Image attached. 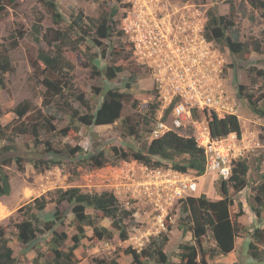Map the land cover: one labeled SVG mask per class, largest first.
Wrapping results in <instances>:
<instances>
[{
    "label": "rangeland",
    "instance_id": "1",
    "mask_svg": "<svg viewBox=\"0 0 264 264\" xmlns=\"http://www.w3.org/2000/svg\"><path fill=\"white\" fill-rule=\"evenodd\" d=\"M55 1L65 18L61 27H67L72 14L79 11H83L85 15L99 16L102 12V2H105L109 11L117 7L119 14L115 17V34L110 38L101 39V45L87 40L77 51L65 49L66 59L73 65L71 74L76 95L55 98L49 105L44 104L46 88L39 81L44 65L38 60L40 50L47 49V46L41 37L39 40L34 39L31 32L37 12L44 15V27H56L50 13L39 0H18L13 7L7 5L9 12L0 20V43L8 42L12 34L25 32L19 46L11 51L15 70L6 73L7 87L0 89L2 125L8 126L11 131L18 130L22 121L31 126L29 131L17 136L14 149L3 155L5 160H11L4 165L9 175L11 191L8 195H0V225L5 228L10 238V245L18 258L16 264H34L33 258L40 254V251L44 254L39 255V264H49L51 259H46L49 256L48 241L53 232H66L70 237L76 233L74 217L66 202L60 205L64 211V223H57L54 231H39L38 237L29 244L24 245L17 239L14 228V223L22 219L26 204L56 188L71 186H79L88 192L113 191L125 206L137 209L135 220L129 223V238L122 240L118 231L112 227L110 218L104 217L100 211L88 208L87 211L99 216V223L112 229L115 235L112 239H99L94 235L92 228L86 226L87 237L75 251L77 264H110L113 260L118 264H135L126 248L132 246L140 251L160 234L169 236V242L165 246L169 259L167 264H187L182 262L178 255L179 244L194 243V240L191 233L184 234L178 228L181 201L188 196L202 193L213 200L222 198L224 180L216 172L209 171L205 177H201L190 169L187 174L180 175L170 168V163L166 168H151L133 159H110L106 165L91 169L63 154L66 153L68 145H80L86 154H92L108 146L144 150L151 142L150 130L154 114L148 113V105L153 102L159 104L160 93L154 83L152 68L142 63L144 59L137 52L136 45L144 31H161L166 36L173 37L175 32L180 33L183 30L198 36L205 31L208 9L211 8L218 14H228L233 6L240 40L250 42L251 39H259L264 44V9L254 8L247 0ZM212 45L221 59L218 61L220 82L238 108L244 139L241 145L246 146L244 157L248 158L250 169L247 175L248 185L232 194L236 210H239V203L244 210L239 217L233 215L242 226L241 236L237 239V253L227 260L216 261L219 258L213 252L216 241L212 232H209L203 245L197 246L199 254L195 259L196 262L202 263L204 257L207 264H264V260H256L249 252L242 254L240 250V246H244L247 240H252L257 227L264 228V210L261 218H258L251 208V205L255 204V188L264 180V143L259 139L264 117L252 112L247 101L238 95V87L241 84L252 88L263 83L251 72V68H264V50L263 53L250 50L244 55L236 56L215 41H212ZM33 61H38L39 70L34 69ZM106 66H121L122 69L110 79L106 76ZM111 88H118L128 94L122 117H129L133 122L139 121V136L122 134L116 130L115 127L121 120L91 125L81 122V116L95 113L100 108L106 91ZM24 100L29 101L31 108L20 121L17 120L15 109ZM65 100L72 103L73 109L65 105ZM144 114L150 117L147 123L143 121ZM44 116L50 119L54 129L44 127L43 124L47 123ZM199 119H203L201 115ZM34 125L38 129V135L32 132ZM194 131L195 126L187 125L180 129L179 133L189 135ZM8 144L11 142L3 140L0 148ZM17 157L21 159V163H18ZM35 160H54L55 164L51 168H36ZM187 177L198 181L197 191L190 192L178 188L175 180ZM55 207L54 202L48 204L46 210L41 213L43 221L53 218ZM67 244H71L70 239ZM257 246L264 250V242L257 243ZM144 264L160 263L146 259Z\"/></svg>",
    "mask_w": 264,
    "mask_h": 264
},
{
    "label": "trees",
    "instance_id": "2",
    "mask_svg": "<svg viewBox=\"0 0 264 264\" xmlns=\"http://www.w3.org/2000/svg\"><path fill=\"white\" fill-rule=\"evenodd\" d=\"M18 0H0V20L4 18L9 10L8 6H15ZM251 6L256 9H264V0H247ZM4 2L5 4H2ZM39 2L50 13L53 23L56 25L44 27L42 21L44 15L37 12L36 22L33 25L31 34L34 39L40 37L47 46V49H41L38 54V60L44 65L40 73L42 78L39 81L45 86L44 104L49 105L55 98H63L65 95H76L74 88L73 76L71 70L73 65L68 62L65 56V49L79 50L82 43L91 40L97 45H101V39H107L115 34L117 21L116 16L119 14L117 7L110 11L106 8L105 2L101 3L102 12L99 16L94 17L85 15L83 11L72 14V19L67 27H61L65 20L59 4L55 0H39ZM208 20L205 24V37L210 41H215L220 46L227 48L231 54L239 56L253 50L257 53H263V42L259 39H251L250 42L240 40L239 30L235 24L234 8L228 14H218L213 9L207 11ZM25 36V32L20 31L18 35L12 34L7 41L0 43V89L7 87L6 73L15 70V64L11 58V51L16 49L20 40ZM106 48H104V51ZM104 53V52H103ZM33 67L40 69L38 61H33ZM121 66H106V76L114 78ZM254 73L263 81L261 85L249 87L239 85L238 95L245 99L252 112L260 117H264V68H251ZM40 77V76H39ZM128 94L120 91L118 88L108 89L105 93L104 100L100 108L95 113H88L80 117L82 123L91 125L92 123L104 124L113 123L121 120L115 129L122 134L139 136V121H131L129 117H122V110L125 99ZM80 99L82 96H78ZM65 105L73 109L69 100H65ZM158 104L153 102L148 105L149 112L155 113ZM30 103L27 100L19 103L15 109L17 120L25 118L30 110ZM77 113V110H75ZM144 122H149V115L142 116ZM43 124L47 129H54L51 121L44 116ZM32 129L35 135H38L36 125ZM209 127L214 138L227 137L231 133H237L242 137V125L240 119L235 114H226L219 116L213 113L209 118ZM31 126L23 121L18 130H9L8 126L0 122V143L3 140L10 141L11 144L0 148V195H8L11 191V184L8 173L4 165L10 163V159L5 160L3 155L14 149V143L17 136L29 131ZM17 129V128H16ZM259 139L264 143V126L259 133ZM67 158L76 160L82 166L89 168H99L110 160H136L143 165L151 168L169 167L174 171L187 173L190 169L195 171L199 176L206 173V161L204 149L199 147L194 135H182L176 131H168L157 139L151 140L148 146L142 150L133 148L125 149L118 146H108L100 149L96 153L86 154L80 145H68L66 153ZM180 158V159H178ZM18 163L21 159L17 157ZM55 164L54 160H35L36 168H51ZM248 158L242 157L235 162L233 174L229 180L222 182V198L210 199L207 194L202 193L197 196H188L181 201V214L179 216L178 228L184 234L191 231L193 234L192 242L179 244L178 255L182 262L187 264H207L203 257L202 263L196 262V256L199 254L197 246L203 245L204 239L209 232H212L216 241V247L213 252L216 255H228L235 249L236 239L241 236L242 226L237 218L244 213L243 206L239 203V210L235 208V201L232 194L235 191L244 189L248 185L247 175L249 172ZM76 172V171H74ZM264 179V173H263ZM255 204L251 205L253 212L258 218H261L264 210V180L255 188ZM56 204L53 212V218L43 221V213L48 204ZM68 203L73 214L76 225V233L71 237L66 232L54 231L57 223H64V211L60 205ZM25 212L20 221L14 223L17 239L24 245L31 243L38 237L39 231L44 229L54 231L48 241L49 264H77L76 249L87 237L86 226H90L94 235L99 239L114 238V231L99 223V216L89 213L88 208L102 212L104 217L111 219L112 227L118 231L122 240L129 238V223L135 220V207L125 206L118 196L109 190L101 192L83 191L79 186L68 188H56L25 205ZM252 240L249 243L248 252L256 260H264V250H260L257 243L264 242V228L257 227L253 233ZM70 239L71 244H67ZM169 242V236L160 234L152 239L150 244L138 251L129 246L126 252L131 254L135 264H144L147 259L156 261L160 264L169 262L165 252V246ZM33 258L34 264H39V255ZM18 258L15 256L14 248L10 245V238L3 226L0 225V264H16ZM110 264H118L116 260Z\"/></svg>",
    "mask_w": 264,
    "mask_h": 264
},
{
    "label": "built area",
    "instance_id": "3",
    "mask_svg": "<svg viewBox=\"0 0 264 264\" xmlns=\"http://www.w3.org/2000/svg\"><path fill=\"white\" fill-rule=\"evenodd\" d=\"M175 33L168 37L161 31H144L136 45L144 59L142 63L152 68L160 93V103L151 121L150 139H157L168 131L179 132L187 125L195 126L192 135L204 149L206 172L214 171L223 180H229L235 162L245 156L246 146L241 145L244 139L235 132L214 138L210 131L209 118L213 113L240 117L236 102L230 100L220 82L218 61L221 59L204 33L198 36L183 30ZM175 183L179 189L190 192L198 189V181L189 177L177 179Z\"/></svg>",
    "mask_w": 264,
    "mask_h": 264
},
{
    "label": "crops",
    "instance_id": "4",
    "mask_svg": "<svg viewBox=\"0 0 264 264\" xmlns=\"http://www.w3.org/2000/svg\"><path fill=\"white\" fill-rule=\"evenodd\" d=\"M208 173H205L204 175H202L201 177H205ZM246 211V210H245ZM182 231V230H181ZM189 233H191V235L193 236L192 232L189 231ZM239 238V237H238ZM237 238V239H238ZM236 239V244H235V249L230 252L228 255H223V254H220L218 255L219 258H217L216 261L220 262V261H223V260H227L229 259L230 257H234L233 255L237 253V248H238V240ZM249 240H247V242H245L244 246H240V250H241V253L244 254V253H247L248 252V249H249ZM215 247H216V244H215ZM217 256V257H218ZM224 263H227V262H224Z\"/></svg>",
    "mask_w": 264,
    "mask_h": 264
},
{
    "label": "clouds",
    "instance_id": "5",
    "mask_svg": "<svg viewBox=\"0 0 264 264\" xmlns=\"http://www.w3.org/2000/svg\"><path fill=\"white\" fill-rule=\"evenodd\" d=\"M209 172V171H208ZM207 173V172H206Z\"/></svg>",
    "mask_w": 264,
    "mask_h": 264
}]
</instances>
